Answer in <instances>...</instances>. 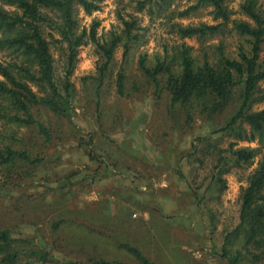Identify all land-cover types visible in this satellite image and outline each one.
<instances>
[{"label": "rangeland", "instance_id": "1", "mask_svg": "<svg viewBox=\"0 0 264 264\" xmlns=\"http://www.w3.org/2000/svg\"><path fill=\"white\" fill-rule=\"evenodd\" d=\"M142 2L144 7L139 10ZM197 2L103 0L90 14L74 5V34L84 32V36L67 78V44L48 23L44 25L54 80L63 94L62 88L68 82L70 107L65 116L45 109L35 113L48 130L49 141L37 126L0 122L4 144L42 160L34 166L18 161L0 173V229L9 230L14 246L22 251L16 264H88L97 260L141 264L123 245L139 250L151 264H226L217 255L223 237L238 224L240 193L264 154V144L213 135L219 139L221 150L232 143L236 144L233 149L260 150L250 165L230 167L215 184L210 181L215 173L213 160L200 155L198 140L220 128L225 115H195L193 128L186 130L182 128L180 110L170 118L166 102L157 103L146 89L120 97L113 83L122 66L128 85L134 81L144 85L139 57L144 56L152 65L156 58L171 55L180 44L190 46L196 59L203 52L210 56L216 46L223 47L230 57L236 56L239 46L248 48V39L237 35L231 24L232 20L252 24L240 9L246 0L225 2L229 21L220 34L180 38L172 30L173 24L222 22L214 19L210 5L193 8ZM256 8L264 12V0H257ZM5 9L13 11L12 7ZM49 17L57 22L55 16ZM120 18H133V33L138 32L141 39L131 44L126 59L122 44L114 50L113 72L100 90L98 108L95 77L102 63L98 45H105L114 33H120ZM91 31L96 42L89 38ZM0 57L10 60L7 53ZM260 57L264 58V41ZM259 89L264 91V82L259 83ZM263 108L264 102L253 105V110ZM9 134L15 140H9ZM156 166L160 168L157 174L149 175L148 168ZM163 177L168 180L170 196L163 197L167 191ZM134 181L149 185L154 181L156 187L160 186L152 192L162 196V208L156 206L154 193H146ZM178 210H184L186 216L177 217ZM238 247L234 244L235 249Z\"/></svg>", "mask_w": 264, "mask_h": 264}, {"label": "trees", "instance_id": "2", "mask_svg": "<svg viewBox=\"0 0 264 264\" xmlns=\"http://www.w3.org/2000/svg\"><path fill=\"white\" fill-rule=\"evenodd\" d=\"M102 1L0 0V55H10L8 61L0 57V122L37 126L45 141L50 140L48 130L36 119L35 113L45 109L57 115H67L70 90L68 82H65L63 94L54 80L52 56L43 36L44 25L48 23L67 44V78L73 70L77 49L84 36V32L74 34L77 21L73 6L79 5L85 13L90 14L99 9ZM227 1L198 0L193 7L212 6L214 19L222 22L198 26L173 24L172 30L180 38H203L220 34L229 21V12L225 6ZM142 3L139 10L144 7L145 2ZM256 3L257 0H246L240 8L252 24L231 21L235 33L248 39V48L245 50L239 46L235 57L228 56L223 47L216 46L210 56L208 52H203L200 59H196L190 46L180 44L171 55L156 58L152 65H148L144 56L139 57L137 64L145 80L144 85L135 81L128 85L122 66L114 75L113 83L118 96L124 97L130 91L146 89L157 103L166 102L165 110L170 118H174L176 110H180L182 128L186 130L193 128L195 115H225L220 128L212 131V135L198 140L201 145L200 155L213 160L215 173L212 172L210 181L215 184L221 182V176L230 167L250 165L260 150L248 147L233 149L235 143L221 150L217 146L219 139L213 138V135L264 144V108L253 110L254 104L264 102V91L259 89V83L264 82V58L260 57L264 41V12L257 10ZM5 6L12 7L13 11L6 10ZM185 14L186 11L179 16ZM50 15L55 16L57 22H52ZM120 20L123 26L120 33H114L105 45H98L102 60L97 67L98 77H95L98 108L100 90L105 85L106 77L113 72L114 50L122 44L123 59H126L131 44L141 39L138 32L133 33L136 25L133 18ZM89 38L96 42L93 31ZM12 139L15 140V137L10 135L9 140ZM1 142L0 136V173L2 168L18 161L30 166L42 161L39 156L31 157L24 149L14 150L9 144H4L5 141ZM197 148L193 146L194 150ZM14 242L9 230L0 229V264L18 262L22 251L14 246ZM236 243L239 247L235 249ZM123 247L141 264H151L136 248L127 245ZM217 256L226 264H260L264 260V154L256 170L247 179V186L241 190L238 224L223 237ZM88 264L122 263L97 260Z\"/></svg>", "mask_w": 264, "mask_h": 264}, {"label": "crops", "instance_id": "3", "mask_svg": "<svg viewBox=\"0 0 264 264\" xmlns=\"http://www.w3.org/2000/svg\"><path fill=\"white\" fill-rule=\"evenodd\" d=\"M150 171H148L149 172V175L150 174H154V175H156L157 173V171H159L160 170V168L158 167V166H156V167H153L152 169H151V167L150 168H148ZM169 170V169H168ZM147 173V172H146ZM155 179H156V177H155ZM162 181H164V186H166L165 188H167V191H164V195H163V197L165 196V195H169L170 196V194H172L169 190H168V188H169V183H168V180H165V177H163L162 178ZM146 183H148V182H146V181H143V182H137V181H134L133 182V184L134 185H136L138 188L140 187H142L145 191H146V193H149V194H151V193H154V197H155V204H156V206L158 207V208H162V206H161V203H162V196L160 195H158L156 192H152V189L153 188H158V187H160V186H158V187H156L155 186V182L154 181H150L149 183H150V185L149 184H146ZM155 183V184H154ZM157 184H159V182L157 181ZM157 190V189H156ZM167 192H170V194H167ZM158 202L160 203V204H158ZM162 211H165L166 212V210H164V209H162ZM161 211V212H162ZM177 215V217H181V218H183L184 216H186V213L184 212V210H180V212H179V210H178V214H176Z\"/></svg>", "mask_w": 264, "mask_h": 264}]
</instances>
